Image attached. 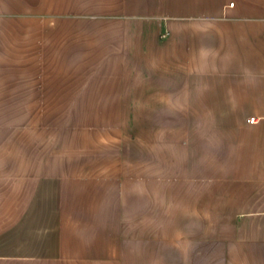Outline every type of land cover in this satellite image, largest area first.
I'll list each match as a JSON object with an SVG mask.
<instances>
[{
	"label": "crops",
	"instance_id": "0c3cea01",
	"mask_svg": "<svg viewBox=\"0 0 264 264\" xmlns=\"http://www.w3.org/2000/svg\"><path fill=\"white\" fill-rule=\"evenodd\" d=\"M49 15L118 24L98 37L130 63L88 102L135 141L81 158L57 133L49 154L10 111L16 47L46 53ZM0 264H264V0H0Z\"/></svg>",
	"mask_w": 264,
	"mask_h": 264
},
{
	"label": "rangeland",
	"instance_id": "374dc122",
	"mask_svg": "<svg viewBox=\"0 0 264 264\" xmlns=\"http://www.w3.org/2000/svg\"><path fill=\"white\" fill-rule=\"evenodd\" d=\"M87 19L79 15L73 22L68 16L61 23H57L55 16L49 15L46 53L42 51V55L39 53L37 56H29L16 47L18 49L15 51L13 77L16 81L17 96L16 102L10 104V111L14 110L21 115L25 112L31 114L33 136L36 126L46 127L49 154L55 152L57 133L64 139V151L73 149L81 158L88 157L93 143L135 141V135L126 133L130 128L123 127L117 130L118 134L111 133L110 127L115 128L119 122L115 119L118 116H115V113L119 114L121 111L118 104L88 102V96L95 94L94 80H103L106 75L109 77L112 74L110 70L120 62L130 61L120 60V39L98 37L99 32L112 28L114 30L115 26L118 27L117 23L91 22ZM26 25L25 27L29 28V24ZM8 26L9 30L10 27L11 30L15 27L16 32L24 29L22 20ZM29 93L42 94V97L36 96L35 99L32 96L35 100L30 102L26 100L30 98L27 95ZM73 98L82 101L72 102ZM98 110L100 113L96 116L94 111ZM99 125L101 127L95 130L101 131L105 128L108 134H95L94 126ZM129 125L131 124L128 123L127 126ZM150 137L145 135V141H149Z\"/></svg>",
	"mask_w": 264,
	"mask_h": 264
},
{
	"label": "built area",
	"instance_id": "2783aa9c",
	"mask_svg": "<svg viewBox=\"0 0 264 264\" xmlns=\"http://www.w3.org/2000/svg\"><path fill=\"white\" fill-rule=\"evenodd\" d=\"M232 4H233V3L231 2L230 5H232ZM248 121H249V122H253V121H254V117L249 118Z\"/></svg>",
	"mask_w": 264,
	"mask_h": 264
}]
</instances>
